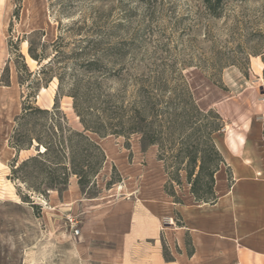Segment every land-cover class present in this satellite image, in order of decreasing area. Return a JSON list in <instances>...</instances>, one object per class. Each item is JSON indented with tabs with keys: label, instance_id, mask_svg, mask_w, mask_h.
Listing matches in <instances>:
<instances>
[{
	"label": "rangeland",
	"instance_id": "374dc122",
	"mask_svg": "<svg viewBox=\"0 0 264 264\" xmlns=\"http://www.w3.org/2000/svg\"><path fill=\"white\" fill-rule=\"evenodd\" d=\"M214 9L204 0H0V264H116L120 235L102 225L127 213L124 201L197 202L189 157L215 149L225 187L226 143L236 151L245 138L264 161V0ZM72 93L106 134L83 130ZM37 135L50 151L32 139L16 154L13 141L26 148ZM79 175L90 179L80 185ZM237 263L264 264V253L243 249Z\"/></svg>",
	"mask_w": 264,
	"mask_h": 264
},
{
	"label": "crops",
	"instance_id": "0c3cea01",
	"mask_svg": "<svg viewBox=\"0 0 264 264\" xmlns=\"http://www.w3.org/2000/svg\"><path fill=\"white\" fill-rule=\"evenodd\" d=\"M244 140L236 151L226 143L223 158L230 169V184L219 185L222 180L217 178V170L214 202L160 205L139 198L124 201L127 213L102 225L103 231L120 235L116 264H238L243 249L264 253V161L254 143ZM223 181L228 182V177ZM174 214L179 216L178 222H174ZM163 219L169 220L166 223L174 236L170 258L163 257L158 238ZM242 225L248 227L243 232L253 234L251 237L242 236Z\"/></svg>",
	"mask_w": 264,
	"mask_h": 264
},
{
	"label": "trees",
	"instance_id": "16d2710c",
	"mask_svg": "<svg viewBox=\"0 0 264 264\" xmlns=\"http://www.w3.org/2000/svg\"><path fill=\"white\" fill-rule=\"evenodd\" d=\"M221 0H213V2L211 0H204V2L206 3V6L211 10V12H215V7L218 5V3ZM58 79L60 81V76H58ZM59 88H61V83L59 82ZM73 96V108L75 113L79 116V120L83 126V130L84 131H89L92 133H96L98 135H104L107 133V130H103L101 125L97 122H90L87 121L85 119V117L83 116V114L78 110V107L76 105V98H75V94L72 93L71 94ZM54 108H57V98L55 97L54 100V104H53ZM29 112L31 111H38V112H47V109H43V108H39L35 105H31L28 103L27 107L24 108V110H28ZM28 112V111H27ZM130 128H134V130H136L135 128H137V126L132 125V127ZM59 129L61 130V126L59 125ZM116 130V129H113ZM78 135H80L83 139H85L86 141H88L89 145L94 147L95 149H97V151H99V147L98 145L93 141V140H89V137L84 135L82 132H74ZM111 133H118L117 131H112ZM146 138V137H145ZM32 139H34L36 141L35 146H39L40 144H42V147H44V150L42 151L43 154H45L46 152L50 151V148L52 147V143L50 142H41L40 137L37 135L35 137H31V139L28 141L26 148L24 147V145L17 143L18 141H13L12 143L14 144L13 147L16 148V154L18 155V153L20 151H22L23 149H29V147L32 144ZM155 143V140L153 137H149L148 139V144H153ZM59 146H62L61 141L59 140ZM214 158L210 157L209 154H203L200 155L199 157H197L196 155H191V157H189V162H188V166L186 167L185 171H186V180L187 182L190 184V193L193 195V198L195 201L201 203V202H208V203H212L215 201L216 199V194L214 191V184H215V173L217 172V150L215 149L214 152ZM40 157V153H36L34 155H30L24 159H22L18 165L15 166V162L17 161V159H15L14 163L11 164V171L13 173H15L19 168H21L22 166H24L25 164H27L30 161H36L38 158ZM216 159V160H215ZM15 166V167H14ZM196 167H198V169L196 170ZM178 176V175H177ZM89 177L86 176H82L79 175L78 176V182L80 185H82L83 183H85V181H89ZM67 181V178H63L62 183L64 184ZM176 201V200H175ZM176 202H180V201H176Z\"/></svg>",
	"mask_w": 264,
	"mask_h": 264
},
{
	"label": "built area",
	"instance_id": "2783aa9c",
	"mask_svg": "<svg viewBox=\"0 0 264 264\" xmlns=\"http://www.w3.org/2000/svg\"><path fill=\"white\" fill-rule=\"evenodd\" d=\"M78 232V229H75V233H77Z\"/></svg>",
	"mask_w": 264,
	"mask_h": 264
},
{
	"label": "bare ground",
	"instance_id": "6f19581e",
	"mask_svg": "<svg viewBox=\"0 0 264 264\" xmlns=\"http://www.w3.org/2000/svg\"><path fill=\"white\" fill-rule=\"evenodd\" d=\"M69 97V96H68ZM24 151V150H23ZM229 193V192H228Z\"/></svg>",
	"mask_w": 264,
	"mask_h": 264
}]
</instances>
